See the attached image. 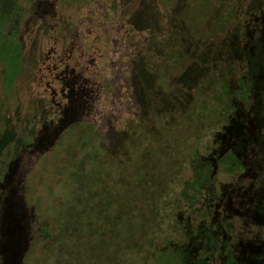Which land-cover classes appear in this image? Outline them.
I'll list each match as a JSON object with an SVG mask.
<instances>
[{
	"label": "rangeland",
	"instance_id": "obj_1",
	"mask_svg": "<svg viewBox=\"0 0 264 264\" xmlns=\"http://www.w3.org/2000/svg\"><path fill=\"white\" fill-rule=\"evenodd\" d=\"M243 1L249 12L239 19L233 17L234 0H0V264L5 258L7 264H74L73 241L63 246L46 240L57 227L61 231V221L76 222L79 202L72 190L81 187V175L124 185L129 204L157 186L162 234L147 264H264V0ZM106 7L119 8L121 25L138 30L136 60L107 77L108 109L60 137L64 124L77 118L69 105L57 117L43 81L47 54L62 41L81 43L89 21ZM78 13L89 15L77 29ZM96 28L105 29L99 23ZM225 43L229 56L236 44L254 70L242 119L227 125L217 105L207 106L221 74L232 69L221 62L167 113L191 55ZM143 57L149 70L144 81ZM125 92L134 112L115 104ZM248 114L253 116L246 123ZM112 130L116 146L107 135ZM229 150L246 157V170L229 174L226 165L216 172L208 157ZM234 158L225 154L223 164Z\"/></svg>",
	"mask_w": 264,
	"mask_h": 264
},
{
	"label": "trees",
	"instance_id": "obj_2",
	"mask_svg": "<svg viewBox=\"0 0 264 264\" xmlns=\"http://www.w3.org/2000/svg\"><path fill=\"white\" fill-rule=\"evenodd\" d=\"M234 1L236 3L235 9L238 13H234L233 10V17L237 15L239 19L244 18L245 14L249 12L245 2L243 0ZM241 3L242 7H239ZM97 11L100 17L89 21L87 27L89 28L90 25L94 26L98 23L100 25L103 24L105 28L103 34L106 37L102 42V46L107 51H110L112 56L114 54L117 56V52L119 51H116L115 42L117 38L116 31L117 28H120V23L116 21V17L121 11H119V8L112 9L110 7H106L105 11L103 8L101 11ZM87 14L89 15V13H78L75 15V20L73 21L74 28H79L77 24H81L82 21L80 20L88 18ZM73 17L74 15L71 16V19ZM183 29L188 31L186 26H183ZM84 36L86 37V33ZM106 40L109 42L107 46L105 45ZM85 41L87 42L88 38H85ZM227 48L226 43L219 45V47L211 46L205 49L198 47V51L196 50V53L191 55L193 59L191 65L187 68V71H184L180 80L178 79L174 83L169 100L166 102L167 108L165 111L167 113L173 114L178 109L177 107L180 106L178 102H181L183 97L190 95L189 93L185 95L188 88L192 89L195 87L202 77H206L209 71H213L214 66L212 65H216L217 62H221L225 67L227 66L232 69L229 72L221 74V81L217 86L213 98L210 99L211 101L207 102V106L212 107L214 105L216 109L217 105L219 107L217 109L220 110L219 112H223V115L226 116L228 111L233 110L237 100L250 99L251 101L250 92L256 83L252 64L245 55H241V50L236 44L235 46L233 45L232 56L228 55ZM147 49L148 47L144 51ZM143 54L146 56L145 52ZM129 61H131V57ZM142 64L144 68H141L140 72L141 74H145V76L141 75V80L144 81L149 74L148 62H146L145 58H143ZM108 70L110 77L117 71V67L115 64L114 66L112 64V69ZM111 98L112 96L109 95L108 102L106 101L105 105L101 106L97 114L105 111L106 108L108 109V106H110L109 101L111 100L110 102H112ZM113 102L115 103L116 101ZM115 104L118 107L127 106L130 108L133 104V99L131 96L124 99L120 98ZM152 104L153 98H151V101L149 100L147 105ZM130 111L134 112L131 108ZM76 121L73 118L64 130L68 127L65 131L69 128L74 131L75 124H84V122L75 123ZM107 135L111 137L112 143L116 146L119 140L116 131H108ZM159 175L161 178L165 176V179L171 177L170 173H164V175L159 173ZM76 179L82 183L79 189L75 188L72 190L75 200L79 202L75 212L76 222L69 223V219L65 222L61 221V231L60 229L58 231L57 227L55 236L53 232V236L46 240L47 242L50 241L49 245L60 242L65 246L69 241H73L75 247L71 254H73L72 262L75 261L74 264H147L153 256H156L153 252L158 245H155L154 241L157 239L160 241L163 224L162 216L160 215L162 211L161 197H159V201L156 192L157 186H148L146 188L147 194L138 193L139 199L129 204L126 198L130 192L127 191L124 185L122 189H118L114 185L109 186V182L105 183L103 181L98 184L92 177L86 176V178H83L81 175L76 176ZM68 204L70 203H67L65 198L63 206L68 207ZM72 213L70 216H74V213ZM93 215L97 216L95 221L91 220ZM85 228L86 233L84 232ZM158 252L162 254L159 248H157V254Z\"/></svg>",
	"mask_w": 264,
	"mask_h": 264
},
{
	"label": "flooded vegetation",
	"instance_id": "obj_3",
	"mask_svg": "<svg viewBox=\"0 0 264 264\" xmlns=\"http://www.w3.org/2000/svg\"><path fill=\"white\" fill-rule=\"evenodd\" d=\"M120 18L121 12H119V15L116 17V21L120 23V28H117L116 31V51H119L117 52V56H115V54L112 56L111 52L107 51V49L102 46V42L105 40L106 36L103 34L104 31L99 33L96 32V25H90L89 28H94L93 33H91L88 28V34H86V37L83 36L81 43L72 39L69 45L64 44V41H62L58 49H53V47L50 49V52L47 54V58L51 59L48 66L49 70L43 76V81L45 85L51 89L49 96L51 93L54 95L52 101L57 106L58 118L64 112L66 105H69L73 107L72 114L77 118L75 123L80 120L84 121L85 119H90L88 121H92L101 106H104L102 100H106V98L108 100L105 88L107 77L110 74L108 69H112V64H115L118 70L121 68L120 70L124 71L127 69L125 67V62H128L130 57L131 60H136V53L132 51V41L133 38H137V33L139 32L134 26H131V23H126L128 25L122 26ZM100 26L104 27L103 24ZM85 38H88L87 42ZM53 42L55 45L56 43L59 45L56 39ZM106 44H109L108 40H106ZM59 49L60 51L58 52ZM122 63L124 65H122ZM127 94L129 93L125 92V94H123L124 97L121 96V98L124 99L129 97L130 94L125 96ZM236 102L233 110L228 111L226 115V120L224 122H226L227 125L235 124L236 121L242 119L241 113L244 111L247 104H249L248 102H250V99H240ZM119 108L123 110V106ZM252 116L253 114H248L246 123L247 121L249 122ZM225 154H234L235 158L233 161H228L227 164H223L222 159ZM225 154L224 151H222L208 157L212 164L215 165L216 172L226 165L230 166L228 171L229 174L238 173L248 168L246 165L247 162L245 161L247 159L244 155L230 150L225 152ZM181 198L182 197L179 196L178 202L182 205ZM185 232V228H183L182 233L184 235Z\"/></svg>",
	"mask_w": 264,
	"mask_h": 264
},
{
	"label": "water",
	"instance_id": "obj_4",
	"mask_svg": "<svg viewBox=\"0 0 264 264\" xmlns=\"http://www.w3.org/2000/svg\"><path fill=\"white\" fill-rule=\"evenodd\" d=\"M69 122H71L70 120H68V122L66 123V124H64V126H63V128H65L68 124H69ZM55 139V138H54ZM53 138L51 139V140H54ZM52 141H51V143H50V145H52ZM3 249H5V247H3ZM5 264H7V258H5Z\"/></svg>",
	"mask_w": 264,
	"mask_h": 264
}]
</instances>
